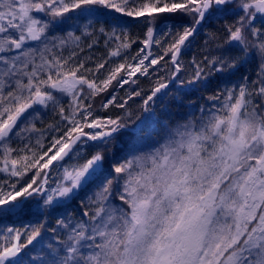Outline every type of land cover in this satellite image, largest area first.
<instances>
[{
  "label": "snow or ice",
  "instance_id": "obj_1",
  "mask_svg": "<svg viewBox=\"0 0 264 264\" xmlns=\"http://www.w3.org/2000/svg\"><path fill=\"white\" fill-rule=\"evenodd\" d=\"M9 220L0 264H264V0H0Z\"/></svg>",
  "mask_w": 264,
  "mask_h": 264
},
{
  "label": "trees",
  "instance_id": "obj_2",
  "mask_svg": "<svg viewBox=\"0 0 264 264\" xmlns=\"http://www.w3.org/2000/svg\"><path fill=\"white\" fill-rule=\"evenodd\" d=\"M135 33L142 32V29L140 27H135L132 29ZM204 43V39L201 38L197 41V44L191 49V51L187 54L185 57L186 61H189L192 59L193 56H195L197 59L200 58V56L203 54L202 45ZM103 49L101 47L100 52H102ZM100 52L97 54L99 55ZM190 74L186 73V75ZM128 86H125L127 88ZM140 88H143L145 92H147L151 87V81L147 79H142L140 85L138 86ZM211 91V88L205 90L203 88H197L194 90H191L187 93H181L180 100L178 101L175 99L176 93L173 90L168 97L164 99V102L158 105L157 108V116L159 119H176L183 113L187 111V105L189 102H193L195 106H198L200 104L206 103L205 97L209 94ZM120 95H124V91H120ZM140 98H136L135 101H129V104L131 106V111L133 113L132 119L135 120L137 116L142 117V113L139 108ZM99 114L103 117H106L108 115H111L113 117L124 115L123 110L116 109V108H109L107 111L99 110ZM53 120V116L47 115L46 122H51ZM139 121H136L138 123ZM132 127H135L134 123H131ZM126 135H133V133L126 132ZM7 225L8 227H21V224L19 222L13 223L11 220L5 221L3 223H0V230H3L4 225Z\"/></svg>",
  "mask_w": 264,
  "mask_h": 264
},
{
  "label": "rangeland",
  "instance_id": "obj_3",
  "mask_svg": "<svg viewBox=\"0 0 264 264\" xmlns=\"http://www.w3.org/2000/svg\"><path fill=\"white\" fill-rule=\"evenodd\" d=\"M48 115H51V113H49Z\"/></svg>",
  "mask_w": 264,
  "mask_h": 264
},
{
  "label": "water",
  "instance_id": "obj_4",
  "mask_svg": "<svg viewBox=\"0 0 264 264\" xmlns=\"http://www.w3.org/2000/svg\"><path fill=\"white\" fill-rule=\"evenodd\" d=\"M171 87V86H170Z\"/></svg>",
  "mask_w": 264,
  "mask_h": 264
}]
</instances>
